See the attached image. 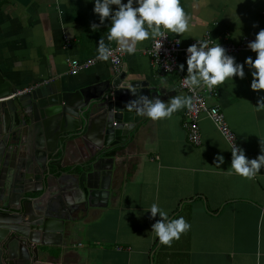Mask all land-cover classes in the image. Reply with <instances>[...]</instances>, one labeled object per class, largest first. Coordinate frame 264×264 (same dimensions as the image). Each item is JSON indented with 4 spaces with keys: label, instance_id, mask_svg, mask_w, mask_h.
I'll return each mask as SVG.
<instances>
[{
    "label": "crops",
    "instance_id": "0c3cea01",
    "mask_svg": "<svg viewBox=\"0 0 264 264\" xmlns=\"http://www.w3.org/2000/svg\"><path fill=\"white\" fill-rule=\"evenodd\" d=\"M0 1V75L6 88L33 91L58 83L70 85L73 93L96 92L113 74L111 64L98 58V42L118 46L107 39L111 21L101 24L93 11L94 0ZM181 4L189 16V29L167 34L185 46L206 35L235 45L246 41L248 46L264 29V0H181ZM93 23L101 27L92 30ZM153 39L138 42L133 52L122 51L120 73L141 83L149 96L165 101L174 95L188 96L178 87L181 76L187 75L186 58L179 59L183 71L159 73L147 55ZM229 55L244 63L249 56L255 59L256 53L248 47ZM91 59L96 63L89 69L70 74L72 60ZM244 71L243 78L233 77V82L228 78L205 96L208 105L221 108L236 143L251 159L264 147V109L254 107L264 89H251L253 76L247 64ZM188 107L159 120L143 116L124 143L100 155L93 163L108 182L101 176L82 181L80 174L65 170L95 159L89 148L93 134L85 140L77 133L47 153L55 178L50 190L34 192L32 197H38L44 211L69 221L50 245L40 247L49 254L41 264H264V168L253 177L235 173L230 145L205 115L199 120L200 145L190 143L183 126ZM28 139L19 155L29 153L37 163L44 152L35 146L36 139L47 145L42 127L31 131ZM217 153L225 157L221 165L215 163ZM154 202L170 218L183 216L191 225L170 244L151 231L160 219L148 211ZM72 225L75 230L70 233Z\"/></svg>",
    "mask_w": 264,
    "mask_h": 264
},
{
    "label": "water",
    "instance_id": "95a60500",
    "mask_svg": "<svg viewBox=\"0 0 264 264\" xmlns=\"http://www.w3.org/2000/svg\"><path fill=\"white\" fill-rule=\"evenodd\" d=\"M6 84L0 75V264H41L49 254L40 247L50 245L64 231V222L69 221L53 211H44L38 197H32L34 192L50 190L55 178L48 169L51 162L47 153L55 152L60 141L64 143L77 133L85 140L93 134L95 140L88 145L95 159L82 164L85 170L81 180L88 182L101 176L108 182L93 162L126 141L143 116L125 105L149 93L141 83L114 70L96 92L73 93L70 85L66 88L51 83L17 95V90L6 88ZM40 127L47 145L36 139L35 146L44 152L36 163L29 153H19L30 132ZM12 150L15 155H11ZM68 229L72 233L75 226Z\"/></svg>",
    "mask_w": 264,
    "mask_h": 264
},
{
    "label": "clouds",
    "instance_id": "9594fccd",
    "mask_svg": "<svg viewBox=\"0 0 264 264\" xmlns=\"http://www.w3.org/2000/svg\"><path fill=\"white\" fill-rule=\"evenodd\" d=\"M113 5L116 7L113 8ZM94 13L99 15L101 24L108 19L107 39L115 41L119 50L135 51L138 42L149 38H165L168 32L184 33L189 29V16L181 4V0H94ZM101 24L93 23L92 30L99 29ZM162 44L163 40H157ZM248 47L256 53L255 59L249 56L244 63L236 62L234 56L226 53L225 48L218 42L211 44L209 40H196L186 49L187 75L184 82L195 88L201 84L209 89L222 84L226 79L245 76V64L251 69L253 79L251 89H264V29H261ZM114 49L103 39L98 42V58L109 59ZM181 71L184 64L179 65ZM134 110L138 116H147L153 120L170 117L173 112L185 106H192V97L187 95H174L170 100H162L159 96L140 94L136 99L128 101L125 105ZM257 110L264 109V96H261L256 105ZM231 169L242 176L253 177L264 168V147L255 158H248L245 150L239 146L235 139L231 140ZM225 157L217 153L216 165L224 163ZM151 217L159 215L160 219L152 224L159 240L170 244L172 240L179 239L180 235L191 225L183 217L170 218L169 213L158 203L150 206Z\"/></svg>",
    "mask_w": 264,
    "mask_h": 264
},
{
    "label": "built area",
    "instance_id": "2783aa9c",
    "mask_svg": "<svg viewBox=\"0 0 264 264\" xmlns=\"http://www.w3.org/2000/svg\"><path fill=\"white\" fill-rule=\"evenodd\" d=\"M160 39L163 40L162 44L157 43V40ZM200 40H209L210 46L211 44L218 43L208 35ZM219 43L225 48L227 54H235L248 48L246 41L240 45H235L227 41H219ZM189 45H183L179 39L172 38L168 34L165 38H154L147 50L151 67L156 69L161 74L179 72L180 56L183 55L186 58V49ZM111 47L114 49V51L112 56L109 57L107 61L111 64L114 71L119 72L123 52L116 46ZM95 63L96 59L86 61L72 60L69 64L70 74L76 75L82 70L89 69ZM178 87L180 90L186 92L188 96L192 97V106L188 107L183 117V126L185 128L188 141L194 145H200L201 135L199 120L202 115H205L210 119L217 131L231 147V140L233 138L235 139V134L228 126L221 108L219 106H210L207 104L205 93L207 92L208 94H211L212 90L209 88H192L185 84L183 76H181L179 80ZM32 89V87L22 89L17 91V95L28 93L32 91Z\"/></svg>",
    "mask_w": 264,
    "mask_h": 264
},
{
    "label": "trees",
    "instance_id": "16d2710c",
    "mask_svg": "<svg viewBox=\"0 0 264 264\" xmlns=\"http://www.w3.org/2000/svg\"><path fill=\"white\" fill-rule=\"evenodd\" d=\"M2 3H3V1L2 2L0 1V4H2ZM82 167H84V166L80 165V166H75V167H71V168H66L65 170L67 172H74V173L81 175L83 173V171L85 170V168L82 169Z\"/></svg>",
    "mask_w": 264,
    "mask_h": 264
}]
</instances>
